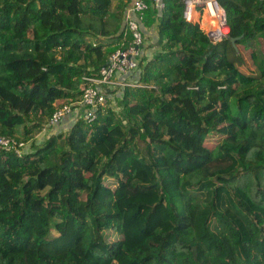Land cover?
I'll list each match as a JSON object with an SVG mask.
<instances>
[{
  "label": "trees",
  "instance_id": "obj_1",
  "mask_svg": "<svg viewBox=\"0 0 264 264\" xmlns=\"http://www.w3.org/2000/svg\"><path fill=\"white\" fill-rule=\"evenodd\" d=\"M163 1L119 116L38 142L129 41L127 3L0 0V137L30 145L0 152V264H264V0H216V44Z\"/></svg>",
  "mask_w": 264,
  "mask_h": 264
},
{
  "label": "built area",
  "instance_id": "obj_2",
  "mask_svg": "<svg viewBox=\"0 0 264 264\" xmlns=\"http://www.w3.org/2000/svg\"><path fill=\"white\" fill-rule=\"evenodd\" d=\"M124 1L127 3L124 11V25L125 32L129 34V41L123 43V47L117 48L110 55L106 65L100 69L98 76L82 78L80 101L58 107L43 126L40 135L53 133L66 117L76 119L81 113L79 111L81 108L83 109V119L87 123H91L96 117V111L105 107L107 103L106 89L103 91L101 86L110 87L115 79H122L136 71L144 43L143 20L145 12L153 9L161 13L165 5L163 0ZM181 3L183 5V20L187 23H197L212 44L229 37L230 31L226 13L216 0H181ZM205 17L210 22L207 28L203 27ZM119 87L122 90L124 87H138V85L132 82H121ZM117 93L119 94L121 91ZM4 151L12 152L20 158L30 151V145L0 137V152Z\"/></svg>",
  "mask_w": 264,
  "mask_h": 264
},
{
  "label": "crops",
  "instance_id": "obj_3",
  "mask_svg": "<svg viewBox=\"0 0 264 264\" xmlns=\"http://www.w3.org/2000/svg\"><path fill=\"white\" fill-rule=\"evenodd\" d=\"M205 30V29H204ZM143 35H144V45L142 47V54L143 56H146V57H151L152 53L157 50V42L159 41V35L157 33V27H156V24L152 27H149V28H144L143 27ZM137 70L120 79H115L114 80V83L113 85H111L110 87H107V86H101V89L103 91H105V89L107 90L106 93H108V90H115L116 92H120L121 91V88L119 87V83L121 82H135V79L137 77ZM81 88V86H80ZM82 109V108H81ZM79 110L80 112H82L83 110ZM75 122V118L73 117H66L60 124L59 126L56 128L57 131H66L67 128H69V126L72 125V123ZM51 134V133H50ZM49 134V135H50ZM49 135H42V137L39 136V140H43V138H47ZM38 140V141H39Z\"/></svg>",
  "mask_w": 264,
  "mask_h": 264
},
{
  "label": "rangeland",
  "instance_id": "obj_4",
  "mask_svg": "<svg viewBox=\"0 0 264 264\" xmlns=\"http://www.w3.org/2000/svg\"><path fill=\"white\" fill-rule=\"evenodd\" d=\"M205 22L207 23L208 20L206 19ZM144 45V43H143ZM255 47H256V43L253 44ZM258 49H260V46L258 47ZM248 50H251V49H248ZM247 50V51H248ZM245 52V59H249L248 57V52L244 51ZM82 89V88H81ZM107 91V90H106ZM108 96V99H107V103L106 105L108 107L111 108V111H113L116 116H119V111H120V107L117 103V100H113L116 96L118 97L120 95V93L118 94L115 90H108V93L106 94ZM119 98V97H118ZM113 100V101H112ZM68 129V128H67ZM57 131V129H56ZM40 137H42V135H40ZM44 139V138H43ZM38 140H39V137H38ZM40 141V140H39ZM51 234H54L53 230H51Z\"/></svg>",
  "mask_w": 264,
  "mask_h": 264
},
{
  "label": "water",
  "instance_id": "obj_5",
  "mask_svg": "<svg viewBox=\"0 0 264 264\" xmlns=\"http://www.w3.org/2000/svg\"><path fill=\"white\" fill-rule=\"evenodd\" d=\"M241 37H238V38H231L230 39V42H231V44H232V46H233V48L235 49V50H237L236 49V46H235V42L237 41V40H239Z\"/></svg>",
  "mask_w": 264,
  "mask_h": 264
},
{
  "label": "bare ground",
  "instance_id": "obj_6",
  "mask_svg": "<svg viewBox=\"0 0 264 264\" xmlns=\"http://www.w3.org/2000/svg\"><path fill=\"white\" fill-rule=\"evenodd\" d=\"M208 14H209V12H208ZM207 15V14H206ZM207 19V17H205L203 20H204V22H205V20ZM208 20V19H207ZM210 25V22L208 21L207 23L205 22V28H207L208 26Z\"/></svg>",
  "mask_w": 264,
  "mask_h": 264
}]
</instances>
